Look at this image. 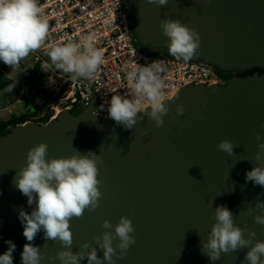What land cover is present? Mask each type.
<instances>
[{
	"label": "water",
	"instance_id": "1",
	"mask_svg": "<svg viewBox=\"0 0 264 264\" xmlns=\"http://www.w3.org/2000/svg\"><path fill=\"white\" fill-rule=\"evenodd\" d=\"M125 7L135 42L147 54L173 58L160 27L162 19L171 18L200 33L201 47L190 61L208 65L219 75L264 70V0H169L163 7L125 0ZM33 53L50 59L39 49ZM79 81L92 95L82 112L63 110L49 123L29 121L0 135V254L11 241L16 246L14 264H21L28 241L19 213H31L34 205L30 207L15 187L14 177L26 164L28 150L41 142L49 145V158L71 156L76 150L94 151L103 158V198L94 212L71 221L73 252L87 242L98 247L95 237L106 231L104 220L115 225L128 216L136 243L116 264H211L201 240H207L219 205L233 212L238 226L255 231L253 243L264 240V225L256 224V213L247 211L257 200L264 201V187L245 180L256 166L258 144L264 142L255 139L257 132L264 136V73L234 77L224 85L181 89L164 101L169 113L159 128L147 115L132 129L97 117L98 99L86 80ZM181 105L184 114L177 116ZM225 139L236 145L232 156L218 150ZM31 243L41 249L42 264L63 250L58 242L46 241L42 231ZM247 251L224 254L215 264H244ZM98 256L103 258L102 250Z\"/></svg>",
	"mask_w": 264,
	"mask_h": 264
},
{
	"label": "clouds",
	"instance_id": "2",
	"mask_svg": "<svg viewBox=\"0 0 264 264\" xmlns=\"http://www.w3.org/2000/svg\"><path fill=\"white\" fill-rule=\"evenodd\" d=\"M157 7L166 6L169 0H146ZM209 3L212 0H208ZM162 34L167 37L166 47L170 56L177 61L189 62L198 55L201 47L200 33L178 19H162ZM49 26L43 16L38 0H0V61L15 70L20 61L31 52L40 49L48 36ZM92 34L81 36L79 42L69 41L62 46L51 48L46 55L50 59L44 63L45 70L55 69L68 75L72 81L84 78L91 80L104 63V50L94 44ZM36 55V54H35ZM125 78L128 84V97L112 96L107 108V115L117 126L132 129L139 120L147 115L156 127H163L164 117L169 113L168 105L163 102L164 82L161 74L166 65L162 60L151 63L126 65ZM15 85L7 90L11 91ZM149 105L143 111L144 103ZM184 106L176 109L177 116L184 114ZM204 118L203 116L201 117ZM264 128V124L261 125ZM73 139V138H72ZM257 141L264 136L257 132ZM236 145L230 140L218 144V150L234 155ZM49 145L41 142L27 152L26 164L14 177L15 187L26 196L27 203L34 208L31 213L20 210L19 219L23 225L25 243L21 253V264H42L41 249L31 242L38 233L43 232L46 241L58 242L62 249L56 256L48 257V264H116L124 259L128 250L136 243L135 227L128 216H121L115 225L104 220L106 230L92 242L84 243L81 250L73 252L74 233L70 227L73 219L82 218L85 212H94L103 198L102 180L99 179V165L103 158L94 151L82 154L77 150L67 157H48ZM255 165L245 176L246 182L264 187V142L258 144ZM252 162L251 160L247 159ZM248 214L254 215V222L264 225V201L257 200L255 207L248 208ZM211 231L207 240H201L202 252L211 264L224 254L238 253L247 248L244 264H264V240H255V231L247 226L235 223V215L226 205L214 209ZM114 228V232L111 229ZM247 233V238H245ZM118 241V243H114ZM9 247L0 254V264H14L15 244L7 242ZM119 249V251H117ZM103 251V258L98 251Z\"/></svg>",
	"mask_w": 264,
	"mask_h": 264
},
{
	"label": "built area",
	"instance_id": "3",
	"mask_svg": "<svg viewBox=\"0 0 264 264\" xmlns=\"http://www.w3.org/2000/svg\"><path fill=\"white\" fill-rule=\"evenodd\" d=\"M43 16L47 19L49 31L39 49L45 54L56 46L69 41L79 42L81 36L92 34L95 47L104 50V63L98 73L86 80L98 99L94 114L106 118L107 108L114 95L128 97V84L125 78L126 65L151 63L162 60L166 70L161 74L164 82L163 102L174 97L181 89L191 85H224L221 75L205 64L177 61L164 54H147L139 49L131 33L126 18L125 0H38ZM32 70L41 65L38 72L39 86L34 93L41 111L32 119H56L63 110L75 108L84 110L92 101L86 84L72 81L68 75L57 70H45V61L35 55ZM45 75V80L41 77ZM23 90L25 83L18 82ZM145 102L142 112L148 109ZM48 122V123H49Z\"/></svg>",
	"mask_w": 264,
	"mask_h": 264
},
{
	"label": "crops",
	"instance_id": "4",
	"mask_svg": "<svg viewBox=\"0 0 264 264\" xmlns=\"http://www.w3.org/2000/svg\"><path fill=\"white\" fill-rule=\"evenodd\" d=\"M3 76L6 78L4 74ZM30 81V89H27L28 85L25 83V88L23 90L17 88L14 91H8L9 85L5 86L4 83H2V88H0V119H11L14 115L20 116L25 113L34 112L37 109L34 93L35 86L33 85L34 80L32 75L30 76L29 82ZM14 100L17 106L15 107L14 105V108H11L12 103H15Z\"/></svg>",
	"mask_w": 264,
	"mask_h": 264
},
{
	"label": "trees",
	"instance_id": "5",
	"mask_svg": "<svg viewBox=\"0 0 264 264\" xmlns=\"http://www.w3.org/2000/svg\"><path fill=\"white\" fill-rule=\"evenodd\" d=\"M40 66L41 65H37V67L34 70H32V76H33V80H34V84L33 85L35 87L39 86V80L40 79L38 78V72L40 70ZM256 73L263 74L264 73V70L261 69V68L253 69V70L249 71L247 73V75L244 74V75L239 76V77H246V76H249V75H254ZM41 80L42 81L45 80V75H43L41 77ZM40 111H41V107L37 104V109L34 112L25 113V114L20 115V116L14 115L11 119H8V118L0 119V135H2L5 132L9 131L13 127L19 126V125L24 124V123L29 122V121L36 122L38 124H46V123H48L49 122V119L48 118L40 119V120H34V119H32ZM72 111L74 113H76V114H79L83 110L82 109L75 108Z\"/></svg>",
	"mask_w": 264,
	"mask_h": 264
},
{
	"label": "rangeland",
	"instance_id": "6",
	"mask_svg": "<svg viewBox=\"0 0 264 264\" xmlns=\"http://www.w3.org/2000/svg\"><path fill=\"white\" fill-rule=\"evenodd\" d=\"M35 59H36L35 54L31 52L26 58L20 61L19 67L16 68L15 70H12L10 66L5 65L2 62L0 66V88H2V83H4L5 86L9 85V87L11 85H15L13 90H11V91H14L15 89H17V83L19 81L21 82L23 81L24 83L28 85L27 89H30L31 81L29 82V79H30V76L32 75L31 69H32ZM40 70H42V67ZM3 74L6 76V78L3 76ZM14 105L15 107L17 106L16 102L12 103L11 108Z\"/></svg>",
	"mask_w": 264,
	"mask_h": 264
},
{
	"label": "flooded vegetation",
	"instance_id": "7",
	"mask_svg": "<svg viewBox=\"0 0 264 264\" xmlns=\"http://www.w3.org/2000/svg\"><path fill=\"white\" fill-rule=\"evenodd\" d=\"M251 71V70H249ZM249 71H246V72H227V73H223L221 76L224 80V83L227 84L228 82H230L234 77H239V76H242V75H247V73Z\"/></svg>",
	"mask_w": 264,
	"mask_h": 264
}]
</instances>
